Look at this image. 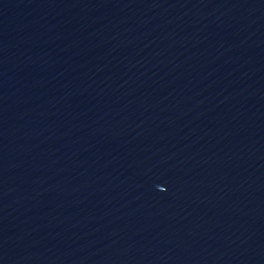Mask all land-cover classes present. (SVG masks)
<instances>
[{"label":"water","instance_id":"water-1","mask_svg":"<svg viewBox=\"0 0 264 264\" xmlns=\"http://www.w3.org/2000/svg\"><path fill=\"white\" fill-rule=\"evenodd\" d=\"M0 264H264V200L147 186L0 135Z\"/></svg>","mask_w":264,"mask_h":264}]
</instances>
